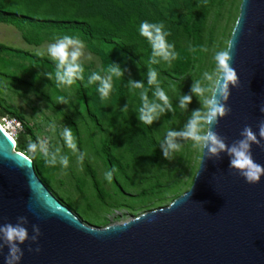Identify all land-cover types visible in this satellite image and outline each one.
<instances>
[{"label":"rangeland","instance_id":"obj_1","mask_svg":"<svg viewBox=\"0 0 264 264\" xmlns=\"http://www.w3.org/2000/svg\"><path fill=\"white\" fill-rule=\"evenodd\" d=\"M197 1H97L99 19L113 32L109 36L110 43L88 40L79 34L52 31V38L48 33L38 32L41 42L28 45L21 32L11 25L0 24V45L4 47L0 52V109H6L17 117H0V125L13 142L17 134H23L24 126L34 141L39 138L51 149L61 147L69 156L67 169L48 167L51 179L47 190L61 205H68L71 214L86 226L103 229L122 224L143 213L166 207L191 186L201 150L193 147L192 142L181 140L178 142L184 147L173 160L168 161L159 145L169 128L179 130L191 112L200 107L193 96L187 111H181L179 96L190 94L193 80L202 79L204 72H214L213 55L227 47L240 0H212L199 34V53L188 71L175 77L171 71L175 60L171 64L161 62L156 65L161 86L176 109L174 114L167 119L164 114L151 126L141 125L137 119L141 90L130 91L127 85L129 80L142 82L149 100L153 99V89L147 84L151 47L139 35V25L143 21H163L165 29L171 33L168 41L175 45L176 52L190 53L191 43L182 36L180 25ZM87 2L94 1L81 0L70 16L75 18L80 13L81 19L92 17L95 12L87 10ZM63 35L78 37L85 44L81 57L84 80L77 81L70 89L56 88L55 82L44 75L55 70L32 60L38 57L51 61L46 54L47 46L54 42L55 37ZM201 47L208 51H201ZM112 63L118 64L124 75L119 80L114 78L109 98L101 101L96 85L86 86L87 79L93 71L103 75ZM38 75L40 78L36 79ZM171 84L176 85V91L172 90ZM57 95H64L69 103H56ZM125 105L128 106L127 113L121 112ZM63 127L73 129L79 150L86 153L84 162L93 173L100 189L99 195L84 166L78 164L71 151L63 147ZM102 145L107 146L115 162L107 161ZM12 152L25 153L18 151L15 145ZM38 159L41 158L32 160ZM112 169L115 171L112 180L108 181L104 178L105 173Z\"/></svg>","mask_w":264,"mask_h":264},{"label":"water","instance_id":"obj_2","mask_svg":"<svg viewBox=\"0 0 264 264\" xmlns=\"http://www.w3.org/2000/svg\"><path fill=\"white\" fill-rule=\"evenodd\" d=\"M231 43L239 86L230 87L231 112L215 128L228 143L245 125L258 133L264 120V0H240ZM13 145L0 131V224L27 216L29 236L33 224L41 232L38 245H21L19 264H264V176L247 184L229 170L226 155L209 160L201 152L191 186L166 207L97 229L51 196ZM252 156L264 165V149L253 145ZM7 253L5 247L0 264Z\"/></svg>","mask_w":264,"mask_h":264},{"label":"clouds","instance_id":"obj_3","mask_svg":"<svg viewBox=\"0 0 264 264\" xmlns=\"http://www.w3.org/2000/svg\"><path fill=\"white\" fill-rule=\"evenodd\" d=\"M139 35L146 39L151 47V55L148 61L147 84L153 89V99L149 100L147 90L142 82L129 80L128 89L130 91L141 90V105L138 109L137 119L141 125L151 126L158 121L165 113H175L171 99L165 89L161 86L159 73L151 67L161 62L171 64L176 60L178 53L175 45L169 43L168 37L171 35L165 29L164 22L143 21L139 25ZM85 44L78 37L63 35L55 37L54 42L47 46L46 54L55 65L54 72H47L44 75L47 79L53 80L58 89H70L77 81L84 80V65L81 57L84 55ZM195 52V48L189 49ZM203 52L208 49L201 47ZM235 53L234 44H229L226 48L215 51L213 60L215 62L214 72H204L202 79L193 80L190 87V94L179 96L178 107L186 112L188 105L192 102L193 96L197 98L200 107L191 112L188 119L179 130L169 128L161 141L159 147L165 160H173L176 153H179L184 145L178 141H190L192 146L199 148L209 160H219L223 155L229 158V170L241 176L249 185L260 182L264 176V165L257 163L252 156V146L255 145L264 149V120L257 123L258 133L254 132L250 125H245L240 131L239 139L227 142V138L221 136L215 128L219 121L228 116L231 108L227 106L231 88L239 86V77L232 67ZM43 55V53H41ZM124 75L118 64H109L104 74L93 71L88 76L87 85H96V91L101 101H106L113 89V80L120 79ZM39 75L36 79H39ZM173 91L176 85L171 84ZM55 102L58 104H68L69 100L64 95H57ZM260 112L264 113V106L260 107ZM128 106L125 105L121 112L127 113ZM54 123L52 127H54ZM26 150L23 159L30 161L37 157L41 158L44 165L50 168L60 166L67 169L69 166V156L63 153L61 147L49 148L48 144L41 139H33L25 136ZM63 147L69 149L76 157L77 163L81 166L85 160L86 153L78 148L73 129L62 128ZM5 156L11 159L16 154L11 151L5 152ZM115 169L105 173V179L112 180ZM190 194V191L188 192ZM27 216H18L16 223L0 224V253L7 247L8 253L5 257V264H19L24 253L21 245L26 241L38 245L41 235L38 225H32V235L29 236ZM29 251H33L29 248ZM40 252V247L34 249Z\"/></svg>","mask_w":264,"mask_h":264},{"label":"trees","instance_id":"obj_4","mask_svg":"<svg viewBox=\"0 0 264 264\" xmlns=\"http://www.w3.org/2000/svg\"><path fill=\"white\" fill-rule=\"evenodd\" d=\"M93 1V3L87 2L85 7H87L89 12H95V14L88 19H81L80 13L75 18L70 16L73 9L79 6L81 0H0V24L11 25L21 32L22 39L28 45H38L41 42L42 38L37 36L38 32L48 33L50 34L48 37L52 38V31L79 34L88 40L110 43L109 36L113 34L112 29L98 17V5H96V2L100 0ZM211 2L212 0H198L195 7L191 8L185 15L180 25L182 36L189 39L191 48H195L196 51H190V53L180 51L178 53V57L171 69L175 77L181 76L188 71L194 62L196 54L199 53V34ZM35 4L37 5L34 7ZM2 50H4V47L0 45V52ZM144 57H147V55H144ZM32 60L38 65L55 70V65L47 59L33 57ZM151 67L155 70L157 69L156 65H151ZM12 80L16 81L15 79ZM5 115L15 117L14 114L6 109H0V117ZM171 115L172 113H165V118L167 119ZM25 136H30L34 141L33 135L23 126V134H17L14 140L18 151L25 152L26 150L27 142ZM102 152L105 154L108 162L114 161V158L109 155L106 145H102ZM30 161L33 164L38 179L49 189L51 173L48 167L44 165L42 159H38L37 161L31 159ZM83 166L91 178L94 190L99 195L100 189L94 180L93 173L84 161ZM65 207L69 208L68 205H65Z\"/></svg>","mask_w":264,"mask_h":264},{"label":"bare ground","instance_id":"obj_5","mask_svg":"<svg viewBox=\"0 0 264 264\" xmlns=\"http://www.w3.org/2000/svg\"><path fill=\"white\" fill-rule=\"evenodd\" d=\"M0 131L2 133H4L7 137H9L10 139H12L11 136L4 130V128L1 125H0Z\"/></svg>","mask_w":264,"mask_h":264}]
</instances>
